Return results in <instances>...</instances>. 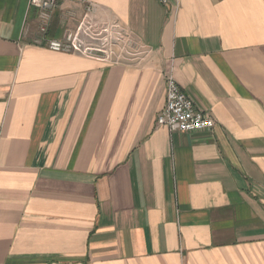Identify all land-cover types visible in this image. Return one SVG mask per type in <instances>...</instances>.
Wrapping results in <instances>:
<instances>
[{"label": "crops", "instance_id": "obj_1", "mask_svg": "<svg viewBox=\"0 0 264 264\" xmlns=\"http://www.w3.org/2000/svg\"><path fill=\"white\" fill-rule=\"evenodd\" d=\"M90 6L155 64L36 44ZM169 75L213 130L157 125ZM0 264H264V0H0Z\"/></svg>", "mask_w": 264, "mask_h": 264}, {"label": "built area", "instance_id": "obj_2", "mask_svg": "<svg viewBox=\"0 0 264 264\" xmlns=\"http://www.w3.org/2000/svg\"><path fill=\"white\" fill-rule=\"evenodd\" d=\"M161 5L168 6L169 0H158ZM59 6V0H30L31 9L38 13L40 31L46 33L53 12ZM94 11L87 8L76 31H67L62 39H49L45 43L37 41V45H44L49 50L59 53L83 55L101 60H112L113 48L120 42L128 40V34L117 23L103 25L94 30L83 29L84 25L92 22L88 13ZM130 39V37H129ZM118 44V45H119ZM159 127H165L170 133H197L213 130L215 119L196 109L193 101L185 95L172 75L167 77L166 104L157 119Z\"/></svg>", "mask_w": 264, "mask_h": 264}, {"label": "rangeland", "instance_id": "obj_3", "mask_svg": "<svg viewBox=\"0 0 264 264\" xmlns=\"http://www.w3.org/2000/svg\"><path fill=\"white\" fill-rule=\"evenodd\" d=\"M93 24V23H92ZM105 25V24H104ZM80 26V23L78 24V26L76 27V29L72 30V31H76L78 29V27ZM103 25H97V24H93L91 25L90 23H86L83 27V29L85 31L87 30H94L95 27H102ZM128 36V40H124L126 42H120V44L115 45V47L113 48L114 54H118V56L123 55L124 58L128 60L130 63H135L138 65L141 64H145V65H152L155 64V61L157 60L156 56L149 50H147L145 48V46L137 41L133 40V37ZM117 56V57H118ZM115 58V56H114ZM113 58V60H114ZM120 58L116 59L119 60ZM120 61V60H119ZM114 63H117V61H113ZM121 62V61H120ZM166 104V103H165Z\"/></svg>", "mask_w": 264, "mask_h": 264}]
</instances>
